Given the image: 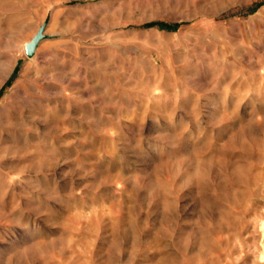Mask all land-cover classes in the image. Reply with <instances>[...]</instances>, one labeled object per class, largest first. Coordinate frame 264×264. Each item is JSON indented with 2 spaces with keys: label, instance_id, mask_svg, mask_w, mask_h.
Returning a JSON list of instances; mask_svg holds the SVG:
<instances>
[{
  "label": "rangeland",
  "instance_id": "obj_1",
  "mask_svg": "<svg viewBox=\"0 0 264 264\" xmlns=\"http://www.w3.org/2000/svg\"><path fill=\"white\" fill-rule=\"evenodd\" d=\"M0 264H264V0H0Z\"/></svg>",
  "mask_w": 264,
  "mask_h": 264
},
{
  "label": "water",
  "instance_id": "obj_2",
  "mask_svg": "<svg viewBox=\"0 0 264 264\" xmlns=\"http://www.w3.org/2000/svg\"><path fill=\"white\" fill-rule=\"evenodd\" d=\"M43 37V27H41L37 33L33 36V38L26 44V55L32 56L35 52L36 46L39 40Z\"/></svg>",
  "mask_w": 264,
  "mask_h": 264
},
{
  "label": "trees",
  "instance_id": "obj_3",
  "mask_svg": "<svg viewBox=\"0 0 264 264\" xmlns=\"http://www.w3.org/2000/svg\"><path fill=\"white\" fill-rule=\"evenodd\" d=\"M259 4L256 5V7L258 6ZM154 24H157L159 27L161 28H165V29H176L177 28V24H166V23H154ZM152 24V25H154Z\"/></svg>",
  "mask_w": 264,
  "mask_h": 264
},
{
  "label": "bare ground",
  "instance_id": "obj_4",
  "mask_svg": "<svg viewBox=\"0 0 264 264\" xmlns=\"http://www.w3.org/2000/svg\"><path fill=\"white\" fill-rule=\"evenodd\" d=\"M263 225V224H262Z\"/></svg>",
  "mask_w": 264,
  "mask_h": 264
}]
</instances>
